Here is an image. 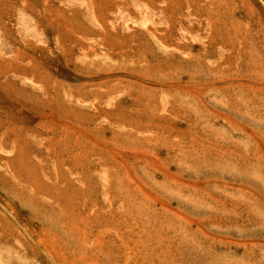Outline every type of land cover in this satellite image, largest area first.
<instances>
[{
  "label": "rangeland",
  "instance_id": "1",
  "mask_svg": "<svg viewBox=\"0 0 264 264\" xmlns=\"http://www.w3.org/2000/svg\"><path fill=\"white\" fill-rule=\"evenodd\" d=\"M0 264H264V0H0Z\"/></svg>",
  "mask_w": 264,
  "mask_h": 264
}]
</instances>
